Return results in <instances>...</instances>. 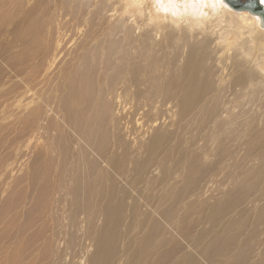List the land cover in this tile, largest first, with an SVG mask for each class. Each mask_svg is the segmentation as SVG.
<instances>
[{
	"label": "bare ground",
	"instance_id": "obj_1",
	"mask_svg": "<svg viewBox=\"0 0 264 264\" xmlns=\"http://www.w3.org/2000/svg\"><path fill=\"white\" fill-rule=\"evenodd\" d=\"M17 99L0 264H264L259 17L224 0H0V111Z\"/></svg>",
	"mask_w": 264,
	"mask_h": 264
},
{
	"label": "rangeland",
	"instance_id": "obj_2",
	"mask_svg": "<svg viewBox=\"0 0 264 264\" xmlns=\"http://www.w3.org/2000/svg\"><path fill=\"white\" fill-rule=\"evenodd\" d=\"M263 27V26H262ZM25 51V50H24ZM24 51L22 52V56H24V55H26V54H28L29 53V51L28 52H25L24 53ZM23 101V102H22ZM20 102H21V104H20ZM28 102V100H26V99H22V100H19V99H17V100H15L13 103H10L11 105H9V107H7L6 109H3V110H1L0 112L2 113V114H0V117H2V118H0V130L5 126V125H10V124H12V123H14L16 120H17V118L19 117V107L20 106H24L26 103ZM5 110V111H4ZM6 113V114H5ZM7 118V119H6ZM5 133H1L0 134V139L2 140V139H4L5 138ZM188 137V135H185V136H183V138H182V140L183 141H185V139ZM43 144H45V139H41V141H40V144H39V146H43ZM36 145H34V143H32L31 144V146L29 147V148H23L22 149V154H25V155H27V157L26 158H28V161H26V162H24V165H23V167L20 165V164H23V162H22V160L21 161H18V164L17 165H15L16 166V170H17V168H19V170H18V172L16 173V174H14V176L16 177V179H17V176L19 177V178H21V177H23V176H25V172H26V169H27V167H29V162L31 161V157L30 156H32V150H33V148L35 147ZM212 161V160H211ZM27 166V167H26ZM21 167V168H20ZM21 169V170H20ZM236 170L237 171V169L236 168H233V169H231L232 171L233 170ZM228 172L230 171V170H227ZM226 172L225 173H223V175H220L218 178H217V183H210L209 184V186L210 187H212L213 188V190L215 191V194H214V198H221V196L223 195V193H222V190H223V192L224 191H226L227 189H230L231 188V185H227V184H230L229 182H227V179L225 178V176H226ZM223 182V183H222ZM5 183V180L3 179V180H1L0 181V186H1V188L3 187V184ZM222 183V184H221ZM224 183H227V184H224ZM228 186V187H227ZM0 188V189H1ZM222 193V194H221ZM218 194V195H217ZM220 194V195H219ZM7 197V194H5L4 195V197L2 198V201L5 199ZM209 203H211V202H209ZM2 218V217H1ZM5 221L6 220H3V219H1V222H0V232H1V230L3 231L5 228H4V223H5ZM3 226V227H2ZM7 245V246H6ZM6 245L4 246L5 247V249H9L8 251H11L12 249H13V247H12V245L10 246H8V243L6 242ZM17 246V245H16ZM1 248H3V246L1 245V247H0V250H1ZM14 248H15V250L13 251V252H15L18 248H16L15 246H14ZM4 249V248H3ZM1 257H2V255L0 256V259H1Z\"/></svg>",
	"mask_w": 264,
	"mask_h": 264
},
{
	"label": "water",
	"instance_id": "obj_3",
	"mask_svg": "<svg viewBox=\"0 0 264 264\" xmlns=\"http://www.w3.org/2000/svg\"><path fill=\"white\" fill-rule=\"evenodd\" d=\"M264 0H224L232 9L247 11L260 18L264 27Z\"/></svg>",
	"mask_w": 264,
	"mask_h": 264
}]
</instances>
